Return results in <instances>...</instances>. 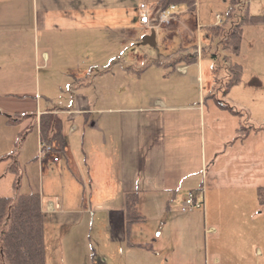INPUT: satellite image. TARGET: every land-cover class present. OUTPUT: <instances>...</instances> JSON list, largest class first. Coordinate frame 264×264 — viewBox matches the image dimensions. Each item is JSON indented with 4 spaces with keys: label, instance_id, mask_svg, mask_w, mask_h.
I'll list each match as a JSON object with an SVG mask.
<instances>
[{
    "label": "crops",
    "instance_id": "1",
    "mask_svg": "<svg viewBox=\"0 0 264 264\" xmlns=\"http://www.w3.org/2000/svg\"><path fill=\"white\" fill-rule=\"evenodd\" d=\"M157 1L32 0V3L36 7L40 5L36 23L45 30L57 26L102 29L105 36L97 47L107 45L108 55L102 61L111 63L119 59L116 46L120 47L123 41L122 27L143 26L140 21L143 4L148 6L155 23L160 16ZM25 4L26 0H0L1 99L23 91L28 77L34 84L33 72L26 69L34 50L30 47L26 51ZM184 5L178 6L179 12L169 23L155 30L156 43L150 49L155 56L131 76L139 83L135 101L124 105L115 99L109 102L89 99L84 101L86 106L77 108L80 88L77 93L72 92L75 87L73 80L70 81V91L75 94L61 101L72 102L75 107L72 110L77 115L66 132L64 128L66 144L62 157L59 161L48 157L46 163V168H54L59 173L56 182L63 189L55 198L44 190L41 194L47 264L49 253H53L52 243L49 244L53 233L63 229L66 236H71L75 234L72 226L81 232L85 224L93 229L96 220L103 228L97 243L91 239L92 233L88 235L92 246L88 247L94 251L93 261L96 254L102 255L98 264H264V248L254 246L252 241L256 235L250 232L252 225L260 230L259 219L263 215L259 213L263 209L258 210L257 194L243 196L251 183L248 141L254 136L264 149V128L252 129L245 138L236 139L237 127L243 123L250 125L253 114L259 115L253 121H262L264 125V83L247 86L250 78H242L225 91L223 100L211 90L213 86L208 87L206 96L201 89L194 99H186L183 94L186 87L182 85L173 86L171 91L161 87L157 94L147 90L161 83L153 84L151 79L149 85H141L151 74H157L161 82L172 77L167 66H172L182 78L192 74L196 81L202 80V30L218 23L221 11L213 8L205 15L200 0L192 7ZM236 19L229 18L227 23ZM164 33H169L171 38L167 40ZM57 41L71 43L69 39ZM173 42L180 43V47L173 48ZM190 45L198 50L196 58L190 57L196 54ZM42 55L47 67L50 53L43 50ZM229 59L226 58V65ZM172 60L176 65L170 64ZM140 61L141 57H137L136 62ZM92 65H103V62ZM112 73V82L118 87L116 72ZM75 76L84 78L88 74ZM35 86L41 90L36 81ZM206 97L212 98L209 110ZM119 98L122 101V95ZM218 101L229 107L220 106ZM81 113L83 117H78ZM252 125L258 127L257 123ZM203 186L206 189L203 207L183 211L181 205L187 193ZM89 188L91 193L86 203L83 191ZM133 191L138 192L135 210L144 215V220L127 225L125 193ZM82 238L85 237L79 239ZM85 242L78 241L75 245ZM76 246V251L82 250ZM203 246L205 256L200 253Z\"/></svg>",
    "mask_w": 264,
    "mask_h": 264
},
{
    "label": "rangeland",
    "instance_id": "2",
    "mask_svg": "<svg viewBox=\"0 0 264 264\" xmlns=\"http://www.w3.org/2000/svg\"><path fill=\"white\" fill-rule=\"evenodd\" d=\"M124 1L132 2L134 0H123V2ZM244 1L245 0H242V2ZM200 2V7L207 16L211 9H220L221 12L218 14L220 16L219 22L216 24L224 23L223 20L227 17L228 2L224 3L221 0H200ZM245 5H247L249 9V13L252 14L261 13L263 12L262 10H264V0H249L242 6L245 7ZM25 6L26 30L24 35L28 39L26 40V51H28L30 47L34 50V53H32L30 57L32 61L26 63V69L28 72H33L34 84L33 80L28 77L26 79L28 84H25L23 91H17V93H15L16 95L14 93H12L13 95L9 94L7 98H0V195L15 197L19 193L36 191L42 194L44 190L45 194H49L55 198V195L61 192L63 188L62 185L59 186L56 182V176H58L59 173L54 168L53 170L49 167L46 168V163L49 161L48 157L51 156H47L43 160L39 158L40 141L38 123L36 121L37 114L50 108H58L57 111H59L60 116L63 118V128H65L66 132V127L74 121L73 118L77 114H74L75 112L72 110L74 107L72 102L69 101L70 104H65V102L61 100L75 94L72 93L74 91L77 93L79 88L81 97L78 98L77 108L86 106L84 101H88L89 99H98L105 102L115 99L117 102H121L124 105L128 104L130 100H132V102L135 101L139 83L134 82L131 76L135 71L139 70L138 67L144 66L145 62L153 59L155 55L150 52L153 45L144 42V36L150 32V29H145L143 26L137 24L122 27L120 34L123 41L120 47L118 45L116 46V50L119 52V59L112 60L111 63L102 61V59L106 58L108 55L107 45L97 47L98 41L101 40L102 36H105V34H102V29L91 28L77 30L57 26V28L45 30L36 23L40 5L36 7L33 5L32 0H26ZM178 6L182 8L185 5L181 3ZM243 9L239 5L235 11L234 17L241 14ZM170 21L164 23H169ZM164 23L161 24V27ZM226 25L229 26L230 24L225 22L223 26L226 27ZM158 29H160L159 26ZM174 32L177 31L174 30ZM168 34H163L167 40L171 38ZM209 34V30L204 27L201 36L202 42L200 44V47H202L200 53V60H202L201 81H196L192 74L182 78L178 76L172 66H167V71L170 75L173 74L172 77L161 82L158 81L159 78L157 74H151V78H145L141 82V85H149L151 79L153 84L161 83L159 87L155 89L151 87L147 90L152 94H157L161 87H164L162 89L165 91H171L173 86L182 85L186 87L183 93L186 99H194L199 95L201 89L202 93L206 96L208 87L213 86L214 89L211 90L215 91L217 96H220L219 98L222 99L226 91V86L224 84L227 81L226 74L228 72L226 56L229 57L230 60L242 64L244 80H249L250 78V83L247 82V86L248 84L256 86L258 83H264V23L248 24L244 26L241 50L238 55H234L229 49L225 48L220 43V38L218 36L214 35L211 37L212 35ZM177 38L178 36H176V41H178ZM60 39H69L71 43L66 44L65 41H57ZM76 39L81 40L82 42L80 41V43L84 44H78ZM85 39H88L87 43ZM47 40L51 42L46 43ZM56 42L59 43L58 47ZM173 46H175L173 48H179L180 43L177 45L173 42ZM190 48L193 53H197L198 50L195 49L196 47L190 45ZM43 50H47L51 56V60L48 62L47 67L42 59ZM38 53L39 55L37 56ZM144 54H146L147 57L144 56ZM137 57H141L139 63L136 62ZM95 62H103V65H92ZM31 63L32 68H30ZM113 71L116 72V84L117 79L119 80L118 87L117 85L115 87V83L112 82L114 79ZM78 73L84 76L88 74V77L79 78V76H75V74ZM72 80L75 88L71 92L69 86L72 84L70 83ZM254 80H256V82ZM35 81L40 85V91L35 88ZM103 94L104 97L102 96ZM119 95H122V101ZM206 99L207 108L209 110L212 98L206 97ZM224 100L228 101L227 98ZM17 113L21 114L17 115ZM83 115L84 114L81 113L78 117H83ZM11 116L14 118L20 117V120L9 123L7 120ZM244 116H246V114ZM258 116L253 114L252 119L257 120L256 118H258ZM219 117L221 116L219 115ZM214 118L217 119V117ZM253 120L252 122L257 123L258 127H264L261 123L262 121L255 122ZM252 122L250 125H252ZM217 128H220V125H217ZM255 128H253L252 125V129ZM260 145L261 142L256 137H250L248 149L251 183L244 189V197H253V195H256V188L254 186L264 185V149H262ZM59 154L61 158L63 152L61 151ZM209 167H211V164ZM203 171L205 173L206 169H203ZM258 176L260 177L257 178ZM90 193V188L87 191L85 189L83 191L86 203ZM70 198L72 197L70 196ZM259 209H263V211L259 213L263 215L259 219L260 230H257L254 225H252V230L250 232L253 231L254 235H256V239L252 241L255 242L254 246L261 245V247L264 248V205L260 204L258 210ZM72 227L75 230L73 231L75 234L71 236H66L65 231L62 229L61 231L53 233L51 238H49V244L50 242L52 243L51 250L53 251V253H49V264H78L79 262L98 264L97 262L101 261L100 258L102 255L98 256V254H96L95 261H93L94 251L89 248L92 246L90 245V237H88V235L92 233L91 239L93 242L97 243L100 237L98 236L100 234L99 231L103 228L102 223L96 220L93 229L91 226L85 224L84 231L81 232L76 231L78 227ZM88 227L90 230H88ZM82 236L85 238L79 239ZM249 237H253L252 233H250ZM64 240L65 242L63 243ZM83 240L86 241L84 244L78 243V246L75 245L78 241ZM205 240V234H203V242ZM61 242L62 247L60 245ZM75 246L76 248L80 246L82 250L76 251ZM201 252H203L205 256V246L201 248L200 253ZM121 257L119 256L118 261H121Z\"/></svg>",
    "mask_w": 264,
    "mask_h": 264
},
{
    "label": "trees",
    "instance_id": "3",
    "mask_svg": "<svg viewBox=\"0 0 264 264\" xmlns=\"http://www.w3.org/2000/svg\"><path fill=\"white\" fill-rule=\"evenodd\" d=\"M227 17L223 22L234 17L235 11L240 5L243 9L246 2L249 0H227ZM186 4L195 6L196 0H158L157 5L160 10H165L170 7V4ZM263 12L252 14L249 13L247 5L237 15V19L233 21L229 28L223 24H212L208 27L210 35L218 36L220 43L229 49L234 55H238L241 50L242 38L244 33V26L248 24L264 23ZM220 44V45H221ZM196 58L197 53L190 56ZM226 58H229L226 56ZM173 66L176 61L172 60ZM228 74L227 81L224 84L226 90L231 86L240 83L243 78V66L237 61L229 59L227 63ZM256 82V80H254ZM222 107H229L228 104L218 101ZM58 108H50L41 112L36 121L38 123V130L41 141L45 143H52L56 141L59 148L63 149L66 144L63 118ZM235 112H239L232 109ZM21 113H17L20 115ZM23 114V113H22ZM27 115V114H25ZM20 120V117H9L8 122L14 123ZM259 126L255 129H263ZM252 130V125L241 124L237 127L236 139L245 138ZM196 188L194 190H198ZM257 199L261 205H264V185H258L256 188ZM138 201V192H126L125 202L127 205V225L134 221L144 220V215L139 214L135 208ZM203 207V206H202ZM201 208V207H200ZM197 209V208H196ZM0 264H47L46 263V240H45V217L42 210L41 193L28 192L19 193L12 197L9 195H0ZM96 264V263H94Z\"/></svg>",
    "mask_w": 264,
    "mask_h": 264
},
{
    "label": "built area",
    "instance_id": "4",
    "mask_svg": "<svg viewBox=\"0 0 264 264\" xmlns=\"http://www.w3.org/2000/svg\"><path fill=\"white\" fill-rule=\"evenodd\" d=\"M142 15H141V22L145 27H158L161 26L164 22H168L172 19L176 12H178L177 5L171 4L165 10H160V16L158 20L153 23L152 19L149 15V8L147 5H142ZM160 9V8H159ZM59 144L54 141L52 143H45L41 141L40 143V151H39V158L44 159L47 156H51L54 161H59L60 154L59 152L63 151V149L59 148ZM205 201V187H201L198 190H190L188 194L185 196L182 202V210L189 211L194 210L196 208H200L204 205Z\"/></svg>",
    "mask_w": 264,
    "mask_h": 264
},
{
    "label": "water",
    "instance_id": "5",
    "mask_svg": "<svg viewBox=\"0 0 264 264\" xmlns=\"http://www.w3.org/2000/svg\"><path fill=\"white\" fill-rule=\"evenodd\" d=\"M155 36H156L155 29H152L150 33L144 36V42L149 43L151 45L155 44L156 43Z\"/></svg>",
    "mask_w": 264,
    "mask_h": 264
},
{
    "label": "bare ground",
    "instance_id": "6",
    "mask_svg": "<svg viewBox=\"0 0 264 264\" xmlns=\"http://www.w3.org/2000/svg\"><path fill=\"white\" fill-rule=\"evenodd\" d=\"M171 5V4H170Z\"/></svg>",
    "mask_w": 264,
    "mask_h": 264
}]
</instances>
